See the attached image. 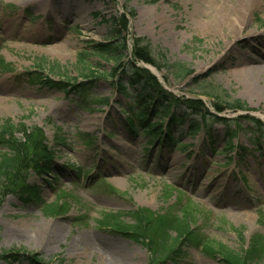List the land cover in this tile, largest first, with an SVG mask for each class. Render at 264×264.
Wrapping results in <instances>:
<instances>
[{
  "label": "rangeland",
  "instance_id": "obj_1",
  "mask_svg": "<svg viewBox=\"0 0 264 264\" xmlns=\"http://www.w3.org/2000/svg\"><path fill=\"white\" fill-rule=\"evenodd\" d=\"M216 1L241 5L242 25L235 22L233 33L205 28L204 0H0V127L10 121L38 129L54 158L46 179L30 175L43 205L0 197V264H30L32 255L46 264H223L222 248L243 253L255 240L248 264H264V75L255 96L239 71L254 57L264 67V0ZM120 40L127 45L121 61L83 59L92 45ZM137 47L162 69L136 59ZM133 64L163 87L158 97L145 94L170 111L151 119L162 123L156 140L128 122L132 98L117 84L140 93L124 74ZM35 72L53 83L86 84L91 109L33 82ZM236 100L248 109H232ZM24 131L14 138L24 141ZM133 212L153 224L177 219L210 249L183 244L180 261L164 259L157 235L136 240L113 229L131 225ZM18 228L29 238L48 233L32 242L16 238ZM168 234L171 243L177 232Z\"/></svg>",
  "mask_w": 264,
  "mask_h": 264
},
{
  "label": "trees",
  "instance_id": "obj_2",
  "mask_svg": "<svg viewBox=\"0 0 264 264\" xmlns=\"http://www.w3.org/2000/svg\"><path fill=\"white\" fill-rule=\"evenodd\" d=\"M122 27L125 28V25ZM118 38L119 36L116 37V40ZM116 42L117 41L110 44L92 45L91 47L94 50L93 53L83 56V59H88L90 56H97L101 59L113 61L115 63L121 61L127 50L126 40H122L120 46L117 45ZM134 57L140 61L153 65L159 70L162 69V66L157 61L152 60L148 53L144 52L143 49H139L138 47L134 49ZM166 64L168 63H165V66ZM1 67H5V64L0 60V68ZM167 68H175L177 71H181L183 67L179 64H168ZM124 74L130 79L128 85H138L140 87V93L137 95H130L121 80L117 84L119 86V91L123 95H129L132 98L133 106H131L127 111L129 115L128 122L131 124L134 132L141 129L143 133L149 136L150 140H156L161 135L162 123L158 119L159 122L157 121L154 124L151 119L160 117L161 115H167L170 111L169 108L163 107V105L159 103L160 100L153 105L152 100L154 98L147 97L145 94H149V92H151L155 97H158L160 96L159 93L163 90V87L159 83L158 79L149 71L138 68L134 64L129 66L127 71H124ZM102 77L113 78L114 75L109 73ZM31 79L33 82L49 88L56 87L68 95L73 94L82 101L81 104H84L85 109H91L90 106L92 101H90L89 98L92 96L90 89L87 88L86 84L71 85L70 87V84L68 83H53L49 80H43L38 72L33 73L31 75ZM102 103L108 104V100H104ZM167 103L171 104V100L167 99ZM149 105H152V109L150 111L148 110L150 109L148 108ZM230 107L234 110L245 111L248 109L246 105L239 100L234 101ZM221 109L222 107H219V111H221ZM197 110L196 114L201 116L203 119H206V115L201 113V110ZM176 117V115H173V124H177V122L180 123V119ZM19 129H25L24 141L16 140L14 138V134ZM191 130H193V133L198 131L196 123L195 126H192ZM258 130L261 132V136H263L264 127L262 128L260 125ZM169 132L167 144L171 147L177 143V141L171 138V128ZM233 136H235V132H233L231 137ZM41 139H43V134L36 128L28 129L25 126L18 128L10 121L0 127V197L8 192V194H13L16 199L21 202L33 203L35 205L44 204V201L41 199L40 188L36 184H31L30 182L31 174H35L41 179H46V176L50 174V164L53 163V153L51 151L48 153L44 149V147L39 143ZM26 141L28 142L26 143ZM30 144H32L31 147H29ZM230 145L231 143H229L227 147ZM29 170L33 173H28ZM49 211L54 212L55 206ZM131 217L133 219V223L131 225L123 224L120 227L113 226V229L136 238V240H150V236L157 235L159 245L163 249L162 252H164V259H171L175 262L180 261L182 251L180 245L183 244L192 245L196 248L200 247L202 250L206 251L210 249L206 241L195 242L193 231L190 229L189 225L182 224V226H180V221L177 219L165 224H163L162 221H157V223L153 224V219L148 218L147 213L144 215L143 212H133L131 213ZM171 231L177 232V235L170 243L168 232ZM258 242V240H255L254 243L258 244ZM255 244L243 253H235L234 251L222 248L219 255L222 258L223 264H248V262L254 258L255 254H257L258 246H255ZM263 248L261 258L264 260ZM3 258L8 259L15 257L7 255V257L5 256ZM28 259L30 264H46L36 255L30 256Z\"/></svg>",
  "mask_w": 264,
  "mask_h": 264
},
{
  "label": "bare ground",
  "instance_id": "obj_3",
  "mask_svg": "<svg viewBox=\"0 0 264 264\" xmlns=\"http://www.w3.org/2000/svg\"><path fill=\"white\" fill-rule=\"evenodd\" d=\"M205 4L202 8H207L204 10L206 14L204 15L205 18H207V23H205V28L211 31L217 30L218 28L223 29H230L233 30V27H236L237 23L241 24L240 18L242 16L241 13V5L238 7H220L218 2L216 0H204ZM209 11H213L212 13H209ZM214 14V16H212ZM238 20V21H237ZM236 22V25H235ZM240 25V27H241ZM241 30V28L239 29ZM234 30L230 33H233ZM251 36H248L250 38ZM255 37V36H254ZM259 63L261 61L258 58L250 59L249 63H246L243 65V68L239 71L243 74V79L247 82L248 89L255 95L259 96L260 90L257 86L256 79L264 75V67L260 66ZM263 63V62H262ZM264 64V63H263ZM18 231H15L14 235L16 238L23 239V240H30L34 242L33 240H38L37 242H40L45 236V234L48 233V230L41 231L40 234L43 232L41 236H35V238H29V235H26L27 230H23L21 228H18ZM61 229L59 227L52 229L51 234L49 235V238L53 241L58 240Z\"/></svg>",
  "mask_w": 264,
  "mask_h": 264
}]
</instances>
